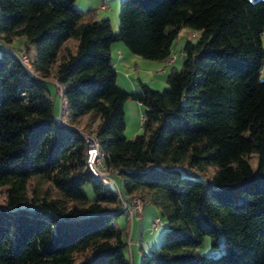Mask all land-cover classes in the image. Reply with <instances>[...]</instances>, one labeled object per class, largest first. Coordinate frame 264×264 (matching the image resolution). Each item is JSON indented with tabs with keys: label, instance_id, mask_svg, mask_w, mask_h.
<instances>
[{
	"label": "trees",
	"instance_id": "16d2710c",
	"mask_svg": "<svg viewBox=\"0 0 264 264\" xmlns=\"http://www.w3.org/2000/svg\"><path fill=\"white\" fill-rule=\"evenodd\" d=\"M73 1L0 0V264H129L132 194L165 223L139 264H264V0H120L115 30ZM182 28L164 88L115 83L111 43L164 62ZM126 99L142 107L129 138Z\"/></svg>",
	"mask_w": 264,
	"mask_h": 264
},
{
	"label": "rangeland",
	"instance_id": "374dc122",
	"mask_svg": "<svg viewBox=\"0 0 264 264\" xmlns=\"http://www.w3.org/2000/svg\"><path fill=\"white\" fill-rule=\"evenodd\" d=\"M94 0H74L73 6L80 9L85 10L87 8H96V17L98 18H107L110 24V27L112 30H115L116 25V17L118 13V6L120 0H97L99 3H92ZM101 2V3H100ZM92 4V5H91ZM99 4H104V8H99ZM190 32V30H186V33ZM186 33L179 32L178 38L175 39L171 45V54L177 55V59L174 62L175 67H179L180 63V54L179 49L181 46V43L185 38L193 39L189 37ZM15 45L18 44V41H13ZM116 48L121 49V52L124 55H134L128 52V50L121 44L120 42H113L109 46V54L110 59L112 62H117L115 60L114 55L116 54ZM138 61H141L142 63H153L151 60L143 59L139 56H135ZM120 66V64H118ZM142 70V71H141ZM156 69H152V67L142 66L140 65L139 72H143L142 74L145 75L147 73L146 78L149 79V87L156 90H161L166 86L164 82L165 73H158ZM167 71V68H166ZM263 75V73H261ZM152 79V80H151ZM48 87L50 91H53V87L51 84H48ZM53 96V94H52ZM58 96H53V112L57 114L58 112ZM127 117V113H126ZM123 135L126 138H129L133 136V134L128 133V126L123 129ZM252 158H250V161L252 162ZM84 192L91 196L90 188L86 185L83 187ZM137 195V194H132ZM2 193L0 192V201L2 198ZM130 196V195H129ZM138 196V195H137ZM139 214V213H138ZM137 215V214H136ZM158 218V224L156 227L152 230V232L148 233L147 228L149 227V223L152 221L153 218ZM127 218V224H128V243L123 252L126 258L129 261V264H139L140 260V252H146L148 249H150L152 246H155L164 230V220L160 216L158 209L151 203H146L143 206L142 213L137 218H133L132 221L126 216ZM114 224L118 227H122L124 225V215L121 214L115 221ZM137 230L141 233V249H138L136 245L131 244L132 239L137 234ZM130 235V238H129ZM147 242V243H146ZM198 252L201 254H205L210 251V248L208 247V240L207 237H204L200 245L196 248Z\"/></svg>",
	"mask_w": 264,
	"mask_h": 264
},
{
	"label": "crops",
	"instance_id": "0c3cea01",
	"mask_svg": "<svg viewBox=\"0 0 264 264\" xmlns=\"http://www.w3.org/2000/svg\"><path fill=\"white\" fill-rule=\"evenodd\" d=\"M92 3L95 4L99 2H97V0H94V2ZM182 30L184 33H186V30L189 29L182 28L179 32H181ZM263 45H264V36H263ZM114 57L117 62H112L111 59L110 62L112 63L113 68L115 70V83L126 91L136 90L138 81L143 82L145 84L149 83L150 80L146 78L147 73H145L144 75L142 74L143 72L141 73L139 72L140 65L152 67V69H156L158 73H163V72L165 73L166 68H168L170 65H173L177 59V55H175L174 60L172 62L153 61V63H142L141 61H138L136 59L135 55H124L121 52V49L119 48H116V54L114 55ZM118 64H120V66ZM126 113H127V117H126ZM141 115H142V107L138 102L133 101L131 99H126L124 101L123 103L124 127L126 128L128 126V133L134 135L139 131ZM141 213L142 210L139 214L135 215L133 218H137L138 216H140ZM139 234L141 237V233L137 230V234L132 239L131 244L136 245V240Z\"/></svg>",
	"mask_w": 264,
	"mask_h": 264
},
{
	"label": "built area",
	"instance_id": "2783aa9c",
	"mask_svg": "<svg viewBox=\"0 0 264 264\" xmlns=\"http://www.w3.org/2000/svg\"><path fill=\"white\" fill-rule=\"evenodd\" d=\"M99 8H104L103 4L99 5ZM189 37H194V32H188L186 33ZM20 60L26 64V60L22 54H18ZM173 55H171L168 59L165 60V62H171L173 60ZM261 73L264 75V58L261 61ZM58 112L55 114V121L58 124H65V115H66V109H65V102L59 95V101H58ZM84 141L86 143V151H85V162L89 169V171L96 176H99L101 181L107 184H112L116 187L113 180L109 177L106 172H104L100 166V154L98 152L96 143L94 139L89 137L86 134H83ZM120 206L123 208L125 215L130 219L132 216L140 213L143 200L140 196L130 195L127 198H119ZM157 224V218L152 219L149 225V230L154 228Z\"/></svg>",
	"mask_w": 264,
	"mask_h": 264
}]
</instances>
